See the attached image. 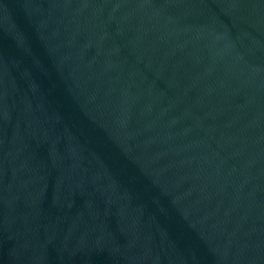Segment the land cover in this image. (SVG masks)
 Listing matches in <instances>:
<instances>
[{
    "label": "water",
    "instance_id": "obj_1",
    "mask_svg": "<svg viewBox=\"0 0 264 264\" xmlns=\"http://www.w3.org/2000/svg\"><path fill=\"white\" fill-rule=\"evenodd\" d=\"M0 264H264V0H0Z\"/></svg>",
    "mask_w": 264,
    "mask_h": 264
}]
</instances>
